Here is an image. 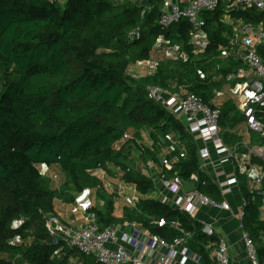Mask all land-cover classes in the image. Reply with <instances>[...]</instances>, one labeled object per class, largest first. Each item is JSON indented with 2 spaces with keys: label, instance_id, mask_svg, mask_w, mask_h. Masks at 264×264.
<instances>
[{
  "label": "trees",
  "instance_id": "obj_1",
  "mask_svg": "<svg viewBox=\"0 0 264 264\" xmlns=\"http://www.w3.org/2000/svg\"><path fill=\"white\" fill-rule=\"evenodd\" d=\"M160 6L154 0H0V264H72L73 259L96 264L64 244L54 245L45 228L44 216L57 214V201L72 205L86 189L103 202L91 209L100 228L127 221L171 242L179 236L174 222L193 235L189 249L206 259L204 245L214 239L203 233V225L154 198V181L132 167L124 152L128 143L118 151L113 146L129 131L136 141L143 133L149 145H137L141 162H158L167 151L182 180L197 175L204 183L198 190L220 201L218 187L200 170L198 145L147 92L159 86L215 107L223 88L239 81L227 77L245 67L235 53L239 40L233 27H256L264 14L255 8L229 10L221 0L213 12L202 14L199 35L206 45L198 47L186 20L167 28L157 24ZM226 13L233 24L224 21ZM136 28L139 37L131 41ZM166 49L174 50L172 58L163 54ZM257 55L264 61V44ZM142 62L153 68L139 76L133 68ZM232 110V103H223L222 130L239 123ZM223 140L237 139L224 132ZM252 161L264 171L262 160ZM42 164L62 179L59 187L39 174ZM97 165L111 175L117 170L116 177L139 194L134 208H124L123 219L113 216L114 197L88 172ZM241 182L247 202L243 230L263 264L261 197L253 199L245 179ZM160 219L163 227L155 224Z\"/></svg>",
  "mask_w": 264,
  "mask_h": 264
},
{
  "label": "built area",
  "instance_id": "obj_2",
  "mask_svg": "<svg viewBox=\"0 0 264 264\" xmlns=\"http://www.w3.org/2000/svg\"><path fill=\"white\" fill-rule=\"evenodd\" d=\"M154 1L161 2L159 18L157 20V24L160 27L167 28L181 20H186L192 26L193 30L190 33V37L195 40L196 46L204 47L206 45V43L198 42L199 31L204 24L202 14L213 12L221 0H188L187 5L183 8L174 4L172 0ZM225 3L229 10L255 8L258 12L264 14V0H225ZM148 10L149 7L147 6L143 8V11ZM128 37L131 41L138 38L139 29L136 28L131 31ZM263 44L264 22L242 38L237 58L245 67L227 77L230 82L233 80L246 81L244 91L247 100L243 105L242 114L245 118L247 129L260 136H264V61L257 55V48ZM163 54L171 58L174 56L173 51L170 49L163 51ZM142 63L146 68L149 66L150 69L153 68L150 62ZM147 97L160 104L182 123L186 133L198 145L200 170L203 171L207 165L215 167V183L222 197L221 201H216L200 192L198 187L201 183L202 185L204 183L200 182L198 176L195 174H192L188 180H182L174 172V163L169 158L168 152L163 151L159 155L158 162L150 159L141 162V171L148 175L154 181V184L159 183L160 187L163 188V192H166V194L161 193L159 201L185 213L191 218L195 216L198 208L203 206L229 211L230 204L225 199L232 194L233 189L238 183L236 176L225 174L222 169V162L228 158H232L240 145L237 144L229 148L223 142L219 129L220 109L203 104L195 95L187 94L182 96L181 94L170 93L159 86L149 87ZM183 117L186 118L185 122L181 119ZM133 141V137L125 133L114 144L113 148L118 151L122 144ZM247 150L250 155L264 162V150L248 147ZM212 152L216 154L217 158L215 161L211 160ZM137 155L140 159V147L137 148ZM37 169L42 177H49L53 182L58 181V175L52 173L46 165H39ZM88 172L99 179L102 185L104 184L103 188L105 192L114 197V206L119 198L123 197L124 193L128 191L132 194L129 199L131 208L135 207L139 194L134 187L120 181L115 187V193H112V189L105 183L106 173L100 165L88 170ZM245 179L249 195L253 199L255 196L261 197L260 216H264V190L262 189L264 171L261 167L257 168L251 165L245 170ZM183 181L193 183L195 190L185 193ZM167 193L169 196H167ZM92 195V190L86 189L82 191L76 196L74 203L70 207L72 215H84L83 217L86 219L84 227L78 229L72 228L68 224H64L57 215L44 216L46 231L54 245L64 244V246L76 250L82 256L93 259L96 264H172L177 254L182 256L183 260L189 258L198 261L199 258L185 248V243L190 233H186L177 223L172 222L171 226L180 235L175 237L171 242H166L161 237L151 234L147 229L142 228L138 224L110 225L100 228L97 217L91 210L94 207L91 201ZM246 205L247 202L242 199L241 210L238 214L241 221L242 244L248 261L251 264H262L258 260L257 248L253 238L243 230V210ZM118 215L120 216V214L115 213V216ZM155 224L158 227H163L165 222L163 219H160ZM129 226L131 227L130 231H128ZM203 233L210 236L212 229L204 226ZM157 250H163V253ZM214 264H229L227 243L224 239H220L217 243Z\"/></svg>",
  "mask_w": 264,
  "mask_h": 264
},
{
  "label": "crops",
  "instance_id": "obj_3",
  "mask_svg": "<svg viewBox=\"0 0 264 264\" xmlns=\"http://www.w3.org/2000/svg\"><path fill=\"white\" fill-rule=\"evenodd\" d=\"M225 2V0H222ZM172 2L179 7L183 8L187 5L188 0H172ZM227 10V9H226ZM229 11V10H228ZM227 11V13H228ZM224 16V21L228 23L229 25L233 24V22L230 19V15L227 14ZM262 25V23L260 24ZM258 25V26H260ZM256 26V27H258ZM256 27H251V26H242L240 24H237L236 26L233 27V32L234 36L236 37V40H239V43L237 45L236 52L239 51V48L241 46V41L242 38L245 37L248 33L252 32ZM198 42L205 43L202 35H199L198 37ZM174 53V50H172ZM133 69H137L136 67ZM144 72L142 74H138L139 76L145 75L150 69V66L148 68H142ZM146 69V71H145ZM137 71V70H136ZM236 81V80H234ZM233 81V82H234ZM232 82V81H231ZM246 81L244 80H239L235 83H230L229 85H226L223 88V91H221L218 95L217 98L214 101L215 107L219 108L221 111V107L223 106V103L225 102H230L233 105V110L232 112L239 117V123H237L233 128L223 130L221 132V136L223 139L224 132H227L229 135L236 137V141L233 143H226L224 140L223 142L225 143L226 146L229 148L233 147L234 145L239 144V148L237 149L235 155L232 158H228L224 162H222V169L225 172L226 175H234L237 178V186L233 189V192L231 195H229L225 200L230 204V210L229 211H224V210H218V209H213L208 206H203L199 207L195 216H193V220L199 222L200 224L204 226H208L212 229V234L206 235L208 238L212 237L214 240H208L205 245H204V250L206 255V259L201 258L198 254L192 252L189 249V241L192 240L191 233L189 234L186 243H185V248H187L191 253H193L198 259V261H195L194 259H182V256L179 254L176 255L174 260L172 261V264H214V254L217 248V243L220 239H224L227 243V251H228V256H229V264H251L247 257H246V252L244 249V246L242 244L241 240V233L242 230L240 228V223L241 221L239 220V212L241 210V200L243 199L240 191V186H241V178L245 179V170L249 166H256L257 168H260L261 166L253 163L252 158L253 156L249 154L247 147L248 148H261L264 150V136H260L252 131H249L246 127L245 123V118L242 114L243 112V105L245 104V101L247 100L246 93L244 91V84ZM184 120L183 122L186 121V118L183 117L181 118ZM264 122V120H263ZM131 135V134H130ZM133 137V135H132ZM142 140H145V144L148 145L147 138L146 136L142 133L141 135ZM134 140V138H133ZM134 142L138 145L141 141H136ZM133 146V142L128 143L125 145L124 152L127 153L130 157V161L133 155L137 158L138 155L134 151V148H130ZM246 146V147H245ZM123 147V144L122 146ZM121 147L119 150H121ZM137 150V146H136ZM216 154L211 153V160L215 161L216 159ZM259 159V158H258ZM261 160V159H260ZM132 167H135L132 165V162L130 163ZM262 168V167H261ZM139 169V168H138ZM114 170V169H113ZM141 170V169H140ZM263 170V169H262ZM203 172L208 175V177L211 179V181L215 183L216 180V171L215 167L207 165L204 169ZM118 171H113L112 175L106 173L105 174V183L109 185V188L112 189V193H115V187L117 183L120 182L119 178L116 177ZM246 181V179H245ZM104 185V184H103ZM102 185V186H103ZM156 186V193H154V198L159 200L161 198V193L166 194V192H163V188L160 187L159 183L155 184ZM104 189V188H103ZM132 196L131 192L126 191L123 195V197H120L119 200L116 202L114 206V212L113 216L117 219H123V211L124 208L126 207H131L130 203V197ZM167 196L168 193H167ZM212 199V198H211ZM129 200V201H128ZM214 200V199H213ZM222 200V197H221ZM220 200V201H221ZM91 201L93 203L94 207H101L103 205V202L100 201L99 199L97 200L95 195L93 194L91 196ZM56 211H57V216L58 218L64 223L68 224L70 227L78 229L80 227H84L86 223V219L83 217L84 215L79 214V215H72L70 213V207L71 205L63 204L59 201L56 202L55 204ZM116 214H120V216H115ZM260 220L264 221V216H260ZM19 224V223H18ZM123 224H136V223H129L127 221H124L122 224H116V225H123ZM17 225V224H15ZM130 227V226H129ZM188 233V232H186ZM180 235V233H179ZM178 237V236H177ZM262 242L264 240L262 239ZM257 247V245L255 244ZM130 249V248H129ZM160 251V253H163V250H157ZM184 261V262H183Z\"/></svg>",
  "mask_w": 264,
  "mask_h": 264
},
{
  "label": "rangeland",
  "instance_id": "obj_4",
  "mask_svg": "<svg viewBox=\"0 0 264 264\" xmlns=\"http://www.w3.org/2000/svg\"><path fill=\"white\" fill-rule=\"evenodd\" d=\"M143 63H141V64H138V65H136V70L134 71L137 75L138 74H142L143 72H144V70L142 69L143 68ZM144 68H146V66L144 65ZM145 71H146V69H145ZM219 127H220V125H219ZM221 128V127H220ZM219 128V129H220ZM221 131H223L222 130V128H221ZM128 134H131V136H132V132H127ZM221 133V132H220ZM141 141L142 142H140L139 144H144L145 143V140H142L141 139ZM136 143L133 141V146L132 147H130L131 149L132 148H134V151L137 153V150H136ZM141 146V145H140ZM134 157H132V159H131V162H132V165L133 166H135L136 168H139V169H141L142 168V163H141V159H139V158H137L136 156H135V154L133 155ZM60 178H58V181L57 182H52L53 183V185L55 186V187H59L60 185H61V183H62V179L61 180H59ZM106 179V178H105ZM97 199V198H96ZM98 200V199H97ZM75 263H77V261L75 260V259H73V262H72V264H75Z\"/></svg>",
  "mask_w": 264,
  "mask_h": 264
},
{
  "label": "water",
  "instance_id": "obj_5",
  "mask_svg": "<svg viewBox=\"0 0 264 264\" xmlns=\"http://www.w3.org/2000/svg\"><path fill=\"white\" fill-rule=\"evenodd\" d=\"M183 190L185 193H189L195 190V185L193 183L183 181ZM131 230V227H128V231Z\"/></svg>",
  "mask_w": 264,
  "mask_h": 264
}]
</instances>
